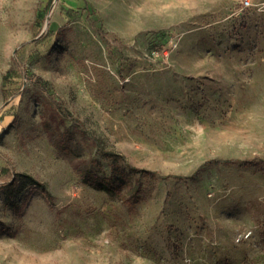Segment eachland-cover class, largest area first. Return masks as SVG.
I'll list each match as a JSON object with an SVG mask.
<instances>
[{
    "label": "rangeland",
    "instance_id": "1",
    "mask_svg": "<svg viewBox=\"0 0 264 264\" xmlns=\"http://www.w3.org/2000/svg\"><path fill=\"white\" fill-rule=\"evenodd\" d=\"M243 1L0 0V264H264V0ZM102 148L189 179L133 174L131 214L78 175L117 179ZM17 174L52 204L26 184L10 207Z\"/></svg>",
    "mask_w": 264,
    "mask_h": 264
},
{
    "label": "trees",
    "instance_id": "2",
    "mask_svg": "<svg viewBox=\"0 0 264 264\" xmlns=\"http://www.w3.org/2000/svg\"><path fill=\"white\" fill-rule=\"evenodd\" d=\"M34 85L38 88L48 90L47 83L42 78L35 77ZM53 102L59 109H62L65 112V114H67L76 125L81 127L84 133L87 134V131L84 129L80 121L77 118H74L73 115L69 114V112L65 110L64 105L62 103L56 100H54ZM96 142L99 146H101V143L99 140H96ZM53 145L67 159L80 157L78 143L75 141L74 137L67 132L61 134L58 138L54 139ZM102 151H103L104 156L111 160L112 173L113 175L117 176V179L113 180L112 178L101 176L93 168H91L90 165L88 164H85L79 168L78 175L81 178L82 183L84 185L89 186L96 191L103 192L114 200H120L123 204H125L128 207L131 214H135L137 210H136V207L133 201L130 198H128L127 195L124 193V190L126 188L132 187L130 180L133 174H140L145 177H151V178H156V177H160L162 179L172 178V179H176L180 181H186L189 179V178L182 177V176H162L159 172H156V171L139 169V168L131 166L128 163L126 157L122 154L109 151L104 148H102ZM237 162L238 161L236 160L216 159V160H211V161L206 162L202 167L231 165ZM254 164H256L255 161H251L247 163V165H254ZM26 184L33 185L35 188H37L43 194L46 201L52 204L53 196L45 184L37 181L36 179H34L33 177L29 175L17 174L14 177L13 182H11L10 184L4 187L6 191V195L8 197V203L10 207H15V192L22 191L24 185Z\"/></svg>",
    "mask_w": 264,
    "mask_h": 264
},
{
    "label": "built area",
    "instance_id": "3",
    "mask_svg": "<svg viewBox=\"0 0 264 264\" xmlns=\"http://www.w3.org/2000/svg\"><path fill=\"white\" fill-rule=\"evenodd\" d=\"M252 7V3L250 0H245L242 2V11L243 10H247V9H250Z\"/></svg>",
    "mask_w": 264,
    "mask_h": 264
}]
</instances>
